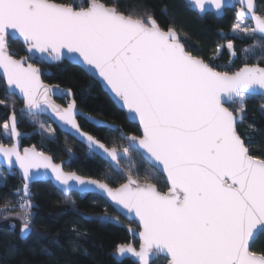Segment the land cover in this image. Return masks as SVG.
<instances>
[{"label":"snow or ice","instance_id":"1","mask_svg":"<svg viewBox=\"0 0 264 264\" xmlns=\"http://www.w3.org/2000/svg\"><path fill=\"white\" fill-rule=\"evenodd\" d=\"M189 3L201 14L207 6L217 14L232 6V0ZM238 3L233 33L264 40V15L257 13L255 0ZM249 17L251 25L246 23ZM10 39L21 40L30 55L15 58ZM227 47L235 56L231 40ZM37 55L52 62L68 57L83 64L101 78L129 119L138 121L141 134H125L119 126L92 117L88 119L94 126L109 127L124 144L109 148L84 132L77 122L75 100L62 108L51 99L56 94L71 97V90L53 91L28 62ZM0 69L8 94L18 91L24 101L23 116L50 135L53 129L39 117H55L91 154L108 158L123 177L113 187L65 172L35 148L21 155L16 145H0L9 165L15 156L25 181L12 194L15 204L8 198L0 205L3 219L19 221V239L33 235L29 183L39 176V169H50L64 196L96 189L120 214L139 221V250L119 244L115 252L120 257L129 254L138 264H152L160 256L167 264H264V252L258 254L251 246L257 234H264V158L252 155L238 132L246 102L257 95L264 98V67L245 64L235 72L218 71L186 50L175 27L165 31L148 11L126 13L101 0H90L86 7L57 0H0ZM226 104L237 107L230 110ZM3 128L6 135L19 137L14 106L10 123ZM133 152L150 166L143 182ZM153 173L166 175L167 191L154 182ZM102 219L118 223V217Z\"/></svg>","mask_w":264,"mask_h":264},{"label":"trees","instance_id":"2","mask_svg":"<svg viewBox=\"0 0 264 264\" xmlns=\"http://www.w3.org/2000/svg\"><path fill=\"white\" fill-rule=\"evenodd\" d=\"M74 6H87L90 0H57ZM109 6L115 4L124 12L148 11L154 15L159 25L167 31L170 26L177 29L180 40L192 55L211 63L218 71L235 72L245 64H259L264 67V40L251 37L240 38L233 34L232 26L237 22L236 12L227 10L223 18L213 14L200 16L191 11L184 0H101ZM258 14L264 15V0H256ZM165 9L167 11L165 12ZM232 41L236 55L227 49ZM255 45V46H254ZM220 51L217 54L216 50ZM250 49L245 53L244 49ZM222 49V50H221ZM9 50L17 59L26 57L24 47L19 42L9 40ZM33 65L42 71V80L51 86L71 90L77 108L109 124L117 125L125 134L140 135L137 125L131 124L101 86L83 70L67 62L47 65L35 59ZM0 144L11 145L10 136L5 134L3 125L13 115V106L17 117L19 140L22 148H36L50 156L56 163H64L66 172L109 183L116 187L123 177L103 159L93 155L73 137L61 132L53 124L50 135L34 124L21 110L23 103L7 93L0 78ZM62 106L68 105L67 99L56 100ZM264 98L251 97L246 102V118L238 126V132L250 146L252 155L264 158ZM237 105L230 106L235 109ZM40 118V117H39ZM43 119H46L43 117ZM83 131L95 136L107 147L113 144L123 145L119 133L107 128H98L84 119H79ZM71 149V154L68 149ZM132 159L143 174L150 166L139 155L132 153ZM125 170L127 164L121 161ZM155 181L162 191H167L165 179L155 174ZM24 182L15 171L9 172L0 165V205L11 198ZM33 202V235L21 240L19 221L10 217L5 220L0 213V264H137L133 259L120 260L116 255L119 244H132L136 248L139 242L130 235L128 228H137L133 222L122 218L104 199L98 195H79L72 193L64 196L50 182L35 183L29 186ZM117 218L118 223L105 222L102 218ZM15 224V229L11 225ZM252 250L264 252V234L253 244ZM154 264H167L165 258H159Z\"/></svg>","mask_w":264,"mask_h":264},{"label":"water","instance_id":"3","mask_svg":"<svg viewBox=\"0 0 264 264\" xmlns=\"http://www.w3.org/2000/svg\"><path fill=\"white\" fill-rule=\"evenodd\" d=\"M184 2L189 6V8L191 9V11L192 12H194V13H196V14H198V15H200V16H204V15H206V14H213V15H215L217 18H223L224 17V15H225V12L227 11V10H232V11H235V12H237V11H239L240 10V5H239V3H238V0H232V6H230V7H227V8H225L222 12H220L219 14H217L216 13V11H215V9L214 8H212L211 6H207L208 7V11L206 12V13H204V14H201V13H199L197 10H195V9H193L192 8V6H191V4L189 3V0H184ZM255 4H256V0H255ZM256 11H257V13H258V7H257V4H256ZM246 21H248L249 23H250V25L253 23L252 22V20H251V18L249 17V19L248 20H246ZM180 38V37H179ZM10 41H13V42H19V43H21V45L24 47V45H23V43H22V41L21 40H19V39H17V40H11L10 39ZM9 43V42H8ZM24 51H25V53H26V57H28L30 54L27 52V50H26V48L24 47ZM35 59H40V58H38V55H37V58H32V59H30L28 62H30V63H32ZM40 60H42V61H44L47 65H55V64H59V63H63V62H67V63H69V64H71V65H73V66H76V67H78V68H80L81 70H83L89 77H91L95 82H97L100 86H101V88H102V90L108 95V97L112 100V102L116 105V107L120 110V111H122L124 114H125V116H126V119L128 120V122H130L131 124H134V125H137L138 127H139V123H138V121H134V120H130L129 119V117H128V114H127V111L126 110H124V109H121L120 108V106H119V104L117 103V101L114 99V97L112 96V94L110 93V90H108L107 88H106V86L104 85V83L101 81V78H99L97 75H93V74H91V73H89V71L86 69V67L83 65V64H81V63H79L78 61H76V60H73V59H70V58H68V57H65L63 60H61V61H57V62H52V61H49V60H46V59H40ZM36 67V66H35ZM39 69V68H38ZM40 70V69H39ZM40 72H41V77H40V79H41V81H42V83L44 84V85H46L47 87H49L50 89H52L53 91H55V92H57V93H67L69 90H66V89H63V88H61V87H59V86H51V85H48V84H46V83H44V81L42 80V71L40 70ZM0 78L2 79V81L4 82V84H5V87H6V90H7V86H6V83H5V81H4V78H3V75H2V69H0ZM8 93V92H7ZM72 93V92H71ZM13 96H15L20 102H22L23 103V108H24V101H23V99H22V97L19 95V93H18V91H17V93L15 94V95H13ZM253 97H261V96H253ZM63 98H67L70 102H71V100L73 99V94L71 95V97H69V96H67V95H60V94H56V95H53L52 97H51V99L57 104V105H60L62 108H65V107H67V106H62L61 104H59L56 100H58V99H63ZM69 102V103H70ZM68 103V104H69ZM233 104H226L225 106H227V107H230V106H232ZM22 108V109H23ZM76 108H77V104H76ZM77 111H78V113H79V115L77 116V122L79 123V119H84L85 121H87L89 124H91V125H93L90 121H89V117H92L94 120H99V119H97L96 117H94V116H92V115H89V114H86V113H84V112H82L81 110H79L78 108H77ZM244 116H245V118H246V115L244 114ZM40 117H44V118H46V119H48L55 127H57V129L58 130H60L61 132H63V133H65V134H67V135H69V136H71V137H73L75 140H77L79 143H81L83 146H85L87 149H88V147H87V145L85 144V143H83V142H81L74 134H72L69 130H68V127L67 126H63L58 120H56V118L55 117H53V118H49V115H42V116H40ZM11 118V117H10ZM245 118H244V120H245ZM244 120H243V122H244ZM105 122V121H104ZM243 122L242 123H239L238 124V126L239 125H241V124H243ZM9 123H10V119H9ZM80 125V124H79ZM105 125H110V126H117V125H112V124H109V123H107V122H105ZM94 126V125H93ZM17 127H18V125H17ZM96 127V126H95ZM98 128H107V129H110L109 127H107V126H103V127H98ZM18 129V128H17ZM140 129V128H139ZM85 132V131H84ZM141 133V132H140ZM0 145H2V144H0ZM13 145H16L17 147H18V150H19V152H20V154L21 155H23V153H24V150L25 149H33V148H25V149H23L22 148V145H21V142H20V140H19V137H16V138H13V137H11V145L10 146H4L5 148H11ZM35 150L37 151V152H41V151H39L38 149H36L35 148ZM46 155V154H45ZM46 156H48V155H46ZM97 157H99V158H101V159H103L105 162H107L113 169H114V167L112 166V162L108 159V158H106V157H102L101 155H96ZM12 161H13V164L12 165H9L8 164V162H7V160L3 157V153H0V165L4 168V169H6L7 171H9V172H12V171H15L17 174H18V176L20 177V179L25 183V181H24V179H23V174H22V170L20 169V167H19V165L18 164H15V156H13L12 157ZM52 161H53V163L54 164H57V165H61V167L63 168V170H64V163H56V162H54V160L52 159ZM33 172H37V170L36 169H33L32 170ZM39 171V176L36 178V179H34V180H32L30 183H29V186H31V185H33V184H35V183H41V182H43V183H46V182H50L56 189H57V186H55V182L52 180V178H51V171H50V169L49 170H45V169H39L38 170ZM65 171V170H64ZM114 171H115V169H114ZM47 172V174L45 175V173ZM66 172V171H65ZM116 172V171H115ZM161 176H163L164 177V179H165V182H166V175L165 174H160ZM122 176V175H121ZM85 178V177H84ZM85 179H90V178H85ZM166 184H167V182H166ZM168 186V185H167ZM58 190V189H57ZM60 192V191H59ZM72 193H77V194H79V195H81L80 194V192L79 191H76V190H74V191H72L71 193H70V195L72 194ZM88 194H94V195H98L99 197H101L102 199H104L122 218H124L126 221H128V222H133V223H135L136 224V226H137V228H128V231H129V229H132V231L130 232L129 231V233H130V235L131 236H133L138 242H139V246H138V248H136L134 245V247L137 249V250H139V247H140V239H139V231H140V227H139V221L137 220V219H135V218H132V219H130V218H128V217H126V216H124V215H122V214H120L117 210H116V208H115V206L111 203V201L104 195V194H102L99 190H96V189H93V190H91V191H88V192H85L83 195H88ZM262 234H257V236H256V238H255V240L254 241H252L251 242V246H253V244L258 240V238L261 236ZM118 256V255H117ZM118 258L120 259V260H124V259H133L137 264H138V261L136 260V258H133V257H131L129 254H126L124 257H120V256H118ZM159 258H165L164 256H160V257H158V258H154V260L152 261V264H154ZM166 259V258H165Z\"/></svg>","mask_w":264,"mask_h":264},{"label":"rangeland","instance_id":"4","mask_svg":"<svg viewBox=\"0 0 264 264\" xmlns=\"http://www.w3.org/2000/svg\"><path fill=\"white\" fill-rule=\"evenodd\" d=\"M246 23H248V24H250L248 21H246ZM234 34V33H233ZM235 36H237V37H240V38H248V37H250V36H248V35H246V34H243V33H240V34H234ZM227 49H228V47H227ZM222 50V49H221ZM229 50V49H228ZM229 52H230V50H229ZM231 53V52H230ZM232 54V53H231ZM15 108V107H14ZM41 121H43V122H45V124L46 125H50L51 126V128L53 129V125H52V123L48 120V119H43V117H40L39 118ZM9 136V135H8ZM10 138H11V136H10Z\"/></svg>","mask_w":264,"mask_h":264},{"label":"flooded vegetation","instance_id":"5","mask_svg":"<svg viewBox=\"0 0 264 264\" xmlns=\"http://www.w3.org/2000/svg\"><path fill=\"white\" fill-rule=\"evenodd\" d=\"M63 99H67V98H63ZM60 100V99H59ZM68 100V99H67ZM70 101L68 100V103H69Z\"/></svg>","mask_w":264,"mask_h":264}]
</instances>
